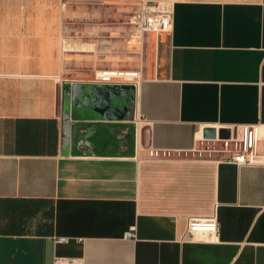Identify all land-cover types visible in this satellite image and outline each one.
Here are the masks:
<instances>
[{"label": "crops", "instance_id": "obj_1", "mask_svg": "<svg viewBox=\"0 0 264 264\" xmlns=\"http://www.w3.org/2000/svg\"><path fill=\"white\" fill-rule=\"evenodd\" d=\"M140 1L0 0V264H264V165L197 154L241 125L264 154V0H147L173 25L142 45ZM104 69L140 70L130 114L71 120L63 151V86Z\"/></svg>", "mask_w": 264, "mask_h": 264}, {"label": "built area", "instance_id": "obj_2", "mask_svg": "<svg viewBox=\"0 0 264 264\" xmlns=\"http://www.w3.org/2000/svg\"><path fill=\"white\" fill-rule=\"evenodd\" d=\"M133 26V35L142 45L145 33L169 32L172 29V13L170 8L161 2L142 0L136 11L129 18ZM141 79L140 70L104 69L96 74L95 80L103 84H137ZM258 128L255 125H241L235 133L227 138L202 139L211 142L213 147H202L198 156L211 157L215 153L221 154L223 160L237 165H264V154L258 150ZM219 143V144H217ZM218 145V147H217ZM148 156L152 159H166L172 156L170 150L150 149ZM186 234L216 238L219 235V225L216 212L208 215H188L186 218ZM132 236L133 234L129 232ZM55 263L66 264L64 258H55Z\"/></svg>", "mask_w": 264, "mask_h": 264}, {"label": "water", "instance_id": "obj_3", "mask_svg": "<svg viewBox=\"0 0 264 264\" xmlns=\"http://www.w3.org/2000/svg\"><path fill=\"white\" fill-rule=\"evenodd\" d=\"M134 105V86L123 84L65 83L61 96L62 149H67L71 120L129 116ZM206 139L227 138L228 129H203Z\"/></svg>", "mask_w": 264, "mask_h": 264}, {"label": "rangeland", "instance_id": "obj_4", "mask_svg": "<svg viewBox=\"0 0 264 264\" xmlns=\"http://www.w3.org/2000/svg\"><path fill=\"white\" fill-rule=\"evenodd\" d=\"M217 144H219V143H217ZM209 146H210V147H213L214 145H213V144H209ZM209 146L206 145V144L204 145L205 148H208ZM217 147H218V145H217Z\"/></svg>", "mask_w": 264, "mask_h": 264}]
</instances>
